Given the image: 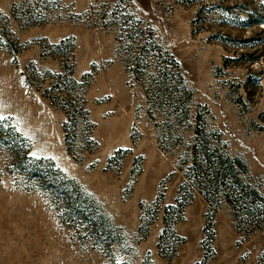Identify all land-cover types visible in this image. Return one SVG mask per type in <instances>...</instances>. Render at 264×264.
I'll use <instances>...</instances> for the list:
<instances>
[{"label":"rangeland","instance_id":"obj_1","mask_svg":"<svg viewBox=\"0 0 264 264\" xmlns=\"http://www.w3.org/2000/svg\"><path fill=\"white\" fill-rule=\"evenodd\" d=\"M0 264H264V0H0Z\"/></svg>","mask_w":264,"mask_h":264},{"label":"snow or ice","instance_id":"obj_2","mask_svg":"<svg viewBox=\"0 0 264 264\" xmlns=\"http://www.w3.org/2000/svg\"><path fill=\"white\" fill-rule=\"evenodd\" d=\"M4 117L0 116V119H3Z\"/></svg>","mask_w":264,"mask_h":264}]
</instances>
